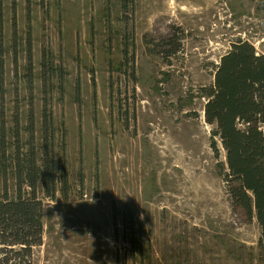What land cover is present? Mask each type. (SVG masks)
<instances>
[{"label": "rangeland", "instance_id": "obj_1", "mask_svg": "<svg viewBox=\"0 0 264 264\" xmlns=\"http://www.w3.org/2000/svg\"><path fill=\"white\" fill-rule=\"evenodd\" d=\"M239 39L264 54V0H0V197L45 139L67 175L33 264H264L204 114Z\"/></svg>", "mask_w": 264, "mask_h": 264}, {"label": "trees", "instance_id": "obj_2", "mask_svg": "<svg viewBox=\"0 0 264 264\" xmlns=\"http://www.w3.org/2000/svg\"><path fill=\"white\" fill-rule=\"evenodd\" d=\"M204 114L208 123L216 124L214 133L225 149L231 206L247 219L255 217L260 226L258 247L264 263V54L252 43L239 39L220 57ZM47 126L43 117V132ZM4 153L3 146L0 156ZM14 166L16 196L9 198L4 190L0 197V264H33V249L43 232V202L36 189L42 188L53 199L57 187L64 192L67 175L49 156L46 139L40 163L32 151L24 158L17 151ZM24 186L30 189L26 195ZM129 219L133 222L132 216ZM128 240L135 248V239Z\"/></svg>", "mask_w": 264, "mask_h": 264}]
</instances>
